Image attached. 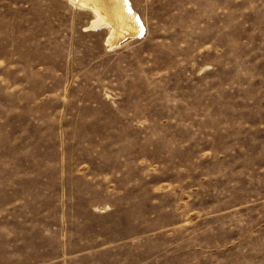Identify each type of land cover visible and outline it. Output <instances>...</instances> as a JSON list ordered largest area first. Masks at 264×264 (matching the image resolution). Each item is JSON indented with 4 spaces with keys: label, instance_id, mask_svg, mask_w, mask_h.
Listing matches in <instances>:
<instances>
[{
    "label": "rangeland",
    "instance_id": "1",
    "mask_svg": "<svg viewBox=\"0 0 264 264\" xmlns=\"http://www.w3.org/2000/svg\"><path fill=\"white\" fill-rule=\"evenodd\" d=\"M131 3L0 0V264H264V0Z\"/></svg>",
    "mask_w": 264,
    "mask_h": 264
},
{
    "label": "bare ground",
    "instance_id": "2",
    "mask_svg": "<svg viewBox=\"0 0 264 264\" xmlns=\"http://www.w3.org/2000/svg\"><path fill=\"white\" fill-rule=\"evenodd\" d=\"M65 2L76 10L90 14L84 28L105 30L103 42L109 48L138 36L143 29V21L131 0H65Z\"/></svg>",
    "mask_w": 264,
    "mask_h": 264
}]
</instances>
